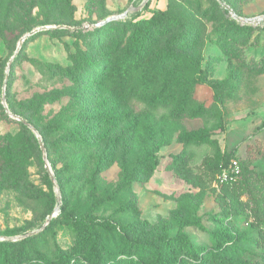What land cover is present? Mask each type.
Here are the masks:
<instances>
[{"label": "rangeland", "instance_id": "obj_1", "mask_svg": "<svg viewBox=\"0 0 264 264\" xmlns=\"http://www.w3.org/2000/svg\"><path fill=\"white\" fill-rule=\"evenodd\" d=\"M142 2L0 0V142L6 134L22 132L8 103L17 109L41 99L35 116L42 123L57 113L73 111L84 119L100 115L117 148V160L101 173V184L119 190V196L107 210H98V217L119 213L117 227L143 220L166 225L170 235L184 232L206 247L228 228L240 235L242 247L264 251V0H171L174 24L154 38L145 61L155 65L160 80L180 83L187 109L173 119L164 108L148 113L144 102L133 99L129 106L141 114L132 133L127 106L108 73L115 59L127 57L132 23L168 9V0ZM126 10V16L111 18ZM106 18L111 19L102 23ZM169 49L187 54L189 61L166 60ZM148 117L155 120L154 131ZM32 132L42 141L38 130ZM156 140L161 144L153 150ZM149 152L152 160L144 172L138 167ZM43 153L46 157L45 148L42 161L27 165V193L0 186V241L15 244L20 253H49L55 244L63 249L73 244L60 210L42 226L59 204L58 193L71 202L76 196L70 183L61 189L44 176ZM205 156L218 162L224 156L237 159L243 189L231 195L238 204L209 181ZM179 161H186L189 177ZM122 168L135 177L123 185ZM25 257L19 264L36 261H21Z\"/></svg>", "mask_w": 264, "mask_h": 264}, {"label": "trees", "instance_id": "obj_2", "mask_svg": "<svg viewBox=\"0 0 264 264\" xmlns=\"http://www.w3.org/2000/svg\"><path fill=\"white\" fill-rule=\"evenodd\" d=\"M170 3L171 0H168V9L147 18L136 19L132 23L126 48L127 57L115 59L108 73L112 89L127 106L132 133L139 127L141 114L129 106L133 99L144 102L148 113L161 107L173 119L181 118L187 109L188 100L180 95V83L160 80L153 72L155 65L150 66L149 60L145 61L149 59L148 53L154 38L169 31L174 24L169 16ZM2 36L5 42L9 40ZM164 57L168 61L176 59L183 62L188 58L187 54L182 56L173 49L164 52ZM58 70V67H54V71L58 73ZM41 103L40 99L33 106L20 105L17 109L11 103L8 106L14 114L38 130L60 188H63L65 182L74 187V200L69 201L62 193L59 205L60 216L73 235V244L71 249H63L55 244L49 253H20L15 244L0 241V264H19V258L24 255L26 257L21 261L34 258L36 261L33 264H264V251L252 252L242 247L240 235L232 233L228 228L214 235L213 245L206 247L192 242L184 232L170 235L166 225L143 220L122 221L117 227L114 222L119 213L111 218L104 215L98 217L96 212L107 210L108 203L119 196V190L117 192L101 184V173L117 160L115 142L111 143V128L106 126L105 119L100 115L84 119L73 111L70 114L57 113L42 123L35 116ZM18 124L22 132L6 134L0 142V186L27 193L31 186L27 165L37 158L42 161L41 150L39 140L29 127L21 120ZM147 125L151 131L155 130L156 124L152 117H148ZM160 144L156 140L152 149L156 150ZM257 148L248 149V156L253 157ZM232 158L224 156L218 162L213 157L205 156L203 163L209 181H213ZM151 160L152 153L149 152L138 169L147 172ZM179 165L186 171V177H189L186 161H179ZM240 174L241 169L234 179L221 184L224 195L236 204L237 199L231 192L242 191L238 178ZM44 176L50 177L47 169ZM261 176L264 178V171ZM134 178L122 168L121 185ZM51 211L52 207L48 213ZM176 216L183 222L181 216Z\"/></svg>", "mask_w": 264, "mask_h": 264}, {"label": "water", "instance_id": "obj_3", "mask_svg": "<svg viewBox=\"0 0 264 264\" xmlns=\"http://www.w3.org/2000/svg\"><path fill=\"white\" fill-rule=\"evenodd\" d=\"M146 1H148V0H143L142 5H143L144 2H146ZM220 2H221L222 4H224V2H222V1H220ZM126 14H127V10L124 11L123 13L118 14V15H116V16H113V17H111V18L123 17V16H126ZM232 14L234 15L233 11H232ZM111 18H106L102 23H104V22L110 20ZM239 19H240V20H244V21L247 20V19H244V18H241V17H239ZM36 30H37V29H33V30H31L30 32H28V35L35 33ZM25 36H26V35H23V36L20 38L19 43H18V46H19L20 43L24 40ZM10 63H11V60L8 62V67H9ZM10 114H11L13 117H15L16 119L21 120L22 122H24V123H25V124H26V125L32 130V131H36L35 128H34L29 122H27L25 119H22L20 116H18V115H16V114H13V113H10ZM39 144H40V148H41V150L44 151V147H43L42 141H41L40 139H39ZM43 159H44V165H45V167H46V169H47V171H48V173H49V175H50V178H51L52 180L56 181V179H55V177H54V175H53L52 169H51V167H50V164H49L48 161L46 160V157H45V154H44V153H43ZM57 201L59 202V204L56 205L55 208H54V210H53L50 214H48V215L46 216V222H45L42 226L46 225V224L50 221V219L52 218V216H54V215L57 213V211L59 210V205H60V203H61V196H60L59 193H58V196H57ZM31 233H33V231L30 232V233H28V234H31Z\"/></svg>", "mask_w": 264, "mask_h": 264}, {"label": "built area", "instance_id": "obj_4", "mask_svg": "<svg viewBox=\"0 0 264 264\" xmlns=\"http://www.w3.org/2000/svg\"><path fill=\"white\" fill-rule=\"evenodd\" d=\"M240 173V165L237 159L232 158L228 165L224 166L216 175L214 184L219 187L226 181L234 179Z\"/></svg>", "mask_w": 264, "mask_h": 264}]
</instances>
